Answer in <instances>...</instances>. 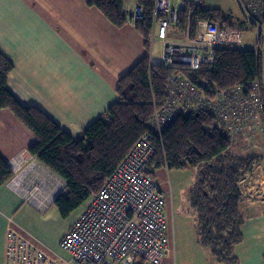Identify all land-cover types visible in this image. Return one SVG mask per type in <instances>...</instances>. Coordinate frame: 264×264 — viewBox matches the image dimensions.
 <instances>
[{"label":"trees","instance_id":"1","mask_svg":"<svg viewBox=\"0 0 264 264\" xmlns=\"http://www.w3.org/2000/svg\"><path fill=\"white\" fill-rule=\"evenodd\" d=\"M87 1L114 23H125V0ZM137 1L145 12L137 27L148 38L154 0ZM200 10L199 17L222 21L227 17L219 9ZM184 18L185 13H182L181 21ZM13 66L12 61L0 54V109H11L33 132L38 140L29 147L30 153L66 181L64 190L54 200L61 218L76 214L91 195L99 192L135 142L151 132L157 152L156 167L149 173L160 180L165 161L169 169L193 168L194 177L186 194L198 242L208 249L217 264L239 263L235 246L243 240L242 225L247 215L238 180L253 167L258 156L235 154L232 141L216 123L217 116L204 108L192 106L187 113L169 121L161 138L153 133L152 100L168 96V79L176 69L161 65L150 69L148 56L141 58L120 78L119 100L73 135L39 107L24 105L8 89L7 80ZM183 73L196 84L212 81L214 92L241 86L250 93L256 83L261 87L264 84L262 60L253 49H218L214 64H206L198 72L183 70ZM12 174L13 170L0 154V186Z\"/></svg>","mask_w":264,"mask_h":264},{"label":"built area","instance_id":"2","mask_svg":"<svg viewBox=\"0 0 264 264\" xmlns=\"http://www.w3.org/2000/svg\"><path fill=\"white\" fill-rule=\"evenodd\" d=\"M236 1L240 14L231 20L228 14V20L222 23L219 19L199 17L204 0H154L147 38L149 67L176 69L168 79V96L152 100L154 114L150 124L156 136L161 138L165 124L193 106L213 112L216 123L232 143L246 139L257 143V110L262 103L258 89L247 93L236 86L214 92L212 81L196 84L183 73L198 72L204 65L214 64L218 49H245L243 39L249 26L253 27L255 38L250 48L261 57L264 67V0ZM123 12L126 21L136 27L145 16L139 2L125 0ZM182 13L185 18L181 21ZM156 44L162 45L161 51L156 50ZM152 137L151 132L143 134L99 192L81 205L59 241L66 254L9 215L5 264H172L174 232L162 190L167 179L157 181L149 173L156 167L157 148ZM164 165H168L166 161ZM9 184L28 196L39 188L36 183L27 190L18 186L16 179Z\"/></svg>","mask_w":264,"mask_h":264},{"label":"crops","instance_id":"3","mask_svg":"<svg viewBox=\"0 0 264 264\" xmlns=\"http://www.w3.org/2000/svg\"><path fill=\"white\" fill-rule=\"evenodd\" d=\"M203 9H219L230 15L229 20L238 17L206 6L205 0ZM245 30L244 38L251 42L244 44L243 39V47L251 49L254 29L249 26ZM0 54L14 65L7 87L19 101L39 107L77 135L119 100V80L147 56L148 42L138 27L126 20L121 25L114 23L87 0H0ZM260 99L259 132L254 139L259 145V187L263 191L264 100ZM37 140L11 109H0V154L13 170L0 186V264H5L9 215L43 242L62 250L61 235H51L50 230L51 223L61 218L54 200L66 181L30 153L29 147ZM232 150L239 154L241 147L234 145ZM14 179L27 190L36 183L39 188L29 196L22 194L9 184ZM259 202L247 207L243 240L235 246L238 264H264V194ZM74 215L67 219L70 223Z\"/></svg>","mask_w":264,"mask_h":264},{"label":"rangeland","instance_id":"4","mask_svg":"<svg viewBox=\"0 0 264 264\" xmlns=\"http://www.w3.org/2000/svg\"><path fill=\"white\" fill-rule=\"evenodd\" d=\"M205 5L211 8L219 7L235 15H239L240 9L236 0H205ZM253 35L252 33L251 37ZM250 42L251 39L249 40L245 36L244 44ZM156 50H162L160 44H156ZM254 88L259 90V96L263 101L264 84L261 87L259 83H256ZM238 144L241 147L239 154L247 155L254 150L258 156L253 167L245 171L238 180V187L244 197V206H246L245 211L247 212V207L260 203L259 197L264 194V190L262 191L259 187V145L248 139L244 142L233 144V146H238ZM160 173V179H167V182L162 185V190L168 202L166 215L173 226L174 232L172 264H217L208 249L199 244L194 216L188 210L186 189L193 180L194 169L191 167L169 169L164 165ZM76 215L77 213L74 215V218ZM56 219L51 223L52 229L50 230V234L60 236L70 224V220L63 218ZM57 250L63 252L62 250Z\"/></svg>","mask_w":264,"mask_h":264},{"label":"flooded vegetation","instance_id":"5","mask_svg":"<svg viewBox=\"0 0 264 264\" xmlns=\"http://www.w3.org/2000/svg\"><path fill=\"white\" fill-rule=\"evenodd\" d=\"M69 225H70V224H69ZM69 225H68V227H69ZM68 227L66 228V230L68 229ZM66 230L61 234L60 239H61V237L63 236V234L66 232ZM60 239H59V241H60Z\"/></svg>","mask_w":264,"mask_h":264}]
</instances>
